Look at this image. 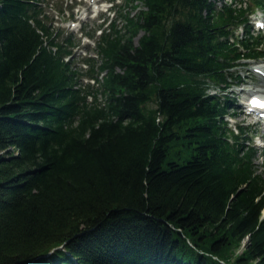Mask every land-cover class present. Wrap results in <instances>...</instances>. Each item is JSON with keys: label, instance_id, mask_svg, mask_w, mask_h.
<instances>
[{"label": "trees", "instance_id": "trees-1", "mask_svg": "<svg viewBox=\"0 0 264 264\" xmlns=\"http://www.w3.org/2000/svg\"><path fill=\"white\" fill-rule=\"evenodd\" d=\"M43 2L0 0V264H264V167L226 119L264 0H123L78 61Z\"/></svg>", "mask_w": 264, "mask_h": 264}, {"label": "rangeland", "instance_id": "rangeland-1", "mask_svg": "<svg viewBox=\"0 0 264 264\" xmlns=\"http://www.w3.org/2000/svg\"><path fill=\"white\" fill-rule=\"evenodd\" d=\"M108 0H45L43 2L44 11L47 14L49 20L51 19V24L58 27L62 30L63 35L71 31V34L78 39L77 46L73 48V53L75 61H78L81 56H95L93 51L94 41L97 38L99 29L93 31V36L87 38L80 35L78 26L88 30L92 29L99 23H102V27H105L108 24V20L114 19V23L117 28H122L123 20L121 17H117L118 12H129L133 14L138 7H141L140 3H137L136 7L133 8L130 5H125L123 0H113L112 2H107ZM228 1V0H225ZM113 4V5H112ZM218 2L216 3V5ZM112 5L111 10L109 6ZM61 9V11L58 10ZM109 11V12H108ZM263 10L256 9L252 12V15L249 18V25L252 35L257 34L256 30L252 27V24L256 22V19H260L263 14ZM74 25L71 26L73 23ZM244 30L238 27L234 34L239 36H244ZM260 34H264V30L260 31ZM264 45V44H263ZM244 65H240L235 70V73L240 74L241 84L237 83L236 86H231L227 91L229 95L232 94V103L235 107L233 110L234 115L228 116L226 119L229 121V125L233 126L238 123L242 126L247 127L251 130L250 134L252 135V145L257 148L255 154L254 162L257 166L264 167V127L260 124L254 123L252 115H244L242 113V106L245 103V98L248 93H260L264 91V76L254 72L251 68L259 67L264 73V56L260 59L254 61H245ZM87 80L84 79L83 82ZM91 83V82H90ZM209 93L217 92V88L212 86L208 87ZM249 98V97H248ZM262 137V139H260ZM173 150H180L181 153L170 152L168 158L175 160L179 163L186 157V150L184 149L182 143L175 145ZM264 216V211L262 212Z\"/></svg>", "mask_w": 264, "mask_h": 264}, {"label": "bare ground", "instance_id": "bare-ground-1", "mask_svg": "<svg viewBox=\"0 0 264 264\" xmlns=\"http://www.w3.org/2000/svg\"><path fill=\"white\" fill-rule=\"evenodd\" d=\"M259 94L261 97H264V91H261Z\"/></svg>", "mask_w": 264, "mask_h": 264}]
</instances>
